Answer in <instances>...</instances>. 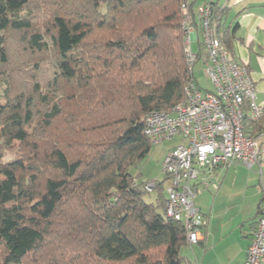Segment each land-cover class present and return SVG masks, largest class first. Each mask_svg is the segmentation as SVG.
Segmentation results:
<instances>
[{"label":"trees","instance_id":"16d2710c","mask_svg":"<svg viewBox=\"0 0 264 264\" xmlns=\"http://www.w3.org/2000/svg\"><path fill=\"white\" fill-rule=\"evenodd\" d=\"M181 2L0 0V264H196L129 170L184 97Z\"/></svg>","mask_w":264,"mask_h":264},{"label":"built area","instance_id":"2783aa9c","mask_svg":"<svg viewBox=\"0 0 264 264\" xmlns=\"http://www.w3.org/2000/svg\"><path fill=\"white\" fill-rule=\"evenodd\" d=\"M190 0L181 2L183 48L187 65L183 99L169 110L150 113L144 133L152 144L179 138L163 158L167 176L166 215L184 224L189 244L204 239L208 218L195 204L197 181L205 184L215 168L242 162L253 167L264 150V105L256 100L255 81L247 66L223 45L212 20V0L194 12ZM197 18V19H196ZM203 51L202 70L213 85L199 84L195 66L202 61L194 48ZM259 123L258 127L248 122ZM153 191L155 181L145 185ZM246 259L240 264H264V192Z\"/></svg>","mask_w":264,"mask_h":264},{"label":"rangeland","instance_id":"374dc122","mask_svg":"<svg viewBox=\"0 0 264 264\" xmlns=\"http://www.w3.org/2000/svg\"><path fill=\"white\" fill-rule=\"evenodd\" d=\"M197 44L195 41V49ZM202 67V61H198L195 66L197 80L201 87L212 89L213 85ZM178 141L179 138H175L153 144L149 154L130 167L132 175L140 181L162 180L165 177L163 158L168 149ZM13 156L11 152H7L5 158L11 159ZM197 183L195 204L201 208L202 213L207 214L209 227L207 225L205 233L208 234V240L204 244L197 242L185 245L182 254L196 264H236V260L243 257V242H251L254 228L250 226V222H256L259 217L258 202L264 189V150L259 162L251 168L242 162H236L217 174L214 172L205 185L201 183V179ZM166 185L167 183L164 184V196H167ZM158 197V190L144 194L146 201L155 204Z\"/></svg>","mask_w":264,"mask_h":264},{"label":"crops","instance_id":"0c3cea01","mask_svg":"<svg viewBox=\"0 0 264 264\" xmlns=\"http://www.w3.org/2000/svg\"><path fill=\"white\" fill-rule=\"evenodd\" d=\"M190 1L194 2V9L196 10L205 0ZM212 1L225 8L226 13L222 21L223 26L218 30L219 34L226 41L230 54L247 66L250 75L255 81L256 100L259 104L264 105V0ZM217 24L216 21H213V25L216 29ZM195 50L201 54L203 63V51L200 43L197 44ZM223 168H217L215 174ZM263 192L264 189L261 191L262 194L258 202V210L263 198ZM198 208L201 210L200 207ZM204 214L207 215L206 213ZM254 225L255 220H252L250 226L254 227ZM205 231L206 229H204V240L200 242L201 244H204L208 240V234H206ZM214 239H216V237ZM248 246V241H244L241 248L243 257L237 259L236 264L245 261Z\"/></svg>","mask_w":264,"mask_h":264}]
</instances>
